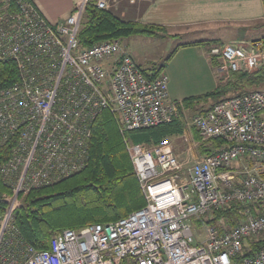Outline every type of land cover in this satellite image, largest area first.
I'll return each mask as SVG.
<instances>
[{"label": "built area", "instance_id": "obj_1", "mask_svg": "<svg viewBox=\"0 0 264 264\" xmlns=\"http://www.w3.org/2000/svg\"><path fill=\"white\" fill-rule=\"evenodd\" d=\"M90 0L51 25L31 0H0V62H13L18 81L0 90V165L7 196L0 214V264H264V90L220 100L190 122L187 157L165 138L127 153L144 206L126 217L55 234L49 249L26 242L14 223L21 196L81 171L89 159L92 125L109 111L120 135L177 119L168 77H146L119 40L80 47L78 34ZM106 9L103 0H95ZM209 61L225 82L234 72L264 75V37L213 45ZM193 131V132H192ZM189 138V139H188ZM222 142L194 159L202 142ZM127 145V144H126ZM240 205L243 217L209 224L214 213ZM205 230L194 242L193 226Z\"/></svg>", "mask_w": 264, "mask_h": 264}, {"label": "trees", "instance_id": "obj_2", "mask_svg": "<svg viewBox=\"0 0 264 264\" xmlns=\"http://www.w3.org/2000/svg\"><path fill=\"white\" fill-rule=\"evenodd\" d=\"M262 5L264 9V0ZM161 31L160 27L122 21L109 11L99 9L95 0H90L78 40L80 47L87 48L102 41H121L132 36L155 37ZM216 44L218 43L215 41H207L184 46L200 45L208 50ZM171 55L166 59L167 62ZM164 67L163 65L142 72L146 77H149V74L154 77ZM17 81L16 65L11 61L0 62V90ZM261 84H264V75L259 71L252 74L234 72L224 85L219 84L213 91L203 95L187 97L182 100V106L187 110L199 109L198 112L201 113L220 100L254 91ZM209 101L213 103L204 108ZM185 120V114L180 111L179 117L170 123L125 132L123 136L136 146L154 145L162 139L181 135L186 127ZM221 144L219 140L202 142L198 153L200 156L211 154ZM11 148V145H7L0 149V165L9 159ZM3 193L8 191L0 176V214L3 210ZM143 206L142 191L126 152L123 137L113 115L104 110L92 125L89 159L84 169L52 185L32 189L21 196V206L15 211L14 223L28 244L37 250H47L51 238L62 230H78L91 224L113 222ZM244 211L245 208L240 205L220 210L215 212L208 223L215 224L220 218H225L234 225L243 217ZM262 245L264 242H251V250L243 252L237 260L252 257Z\"/></svg>", "mask_w": 264, "mask_h": 264}, {"label": "crops", "instance_id": "obj_3", "mask_svg": "<svg viewBox=\"0 0 264 264\" xmlns=\"http://www.w3.org/2000/svg\"><path fill=\"white\" fill-rule=\"evenodd\" d=\"M42 16L51 25H57L64 21L71 13L74 5L79 0H31ZM106 9L112 15L122 21L134 22L141 26L160 27V33L168 34L171 37L181 35V31H198L199 27L214 28L210 35L203 40L188 41L176 46L175 55L179 57L175 74L178 76V85L168 83L169 97L174 101H182L187 97H195L202 89L213 91L218 84L217 76L207 57V49L203 52L202 46H184L186 44L215 41L219 45L236 44L256 40L264 37V9L262 0H103ZM229 25V27H227ZM235 26L232 35L227 31H220L222 28ZM229 35V36H227ZM123 47V46H122ZM125 49V48H124ZM126 50V49H125ZM200 60L203 66L207 67L208 87L205 88L202 82L196 80L186 83L183 81V69H191L199 64L189 58V51ZM127 51V50H126ZM173 51V50H172ZM129 55V51H127ZM197 54V55H195ZM132 56V55H131ZM137 52L132 59H136ZM142 60L141 59V63ZM135 62V60H134ZM136 63V62H135ZM136 65L143 69L140 65ZM154 66V65H153ZM152 66V67H153ZM167 64L166 70L169 69ZM151 69V68H149ZM146 70V71H149ZM165 71V67L163 68ZM172 75V73H171ZM182 79V80H181ZM205 92V93H207ZM204 93V94H205Z\"/></svg>", "mask_w": 264, "mask_h": 264}, {"label": "rangeland", "instance_id": "obj_4", "mask_svg": "<svg viewBox=\"0 0 264 264\" xmlns=\"http://www.w3.org/2000/svg\"><path fill=\"white\" fill-rule=\"evenodd\" d=\"M227 27H229V25ZM234 29H235V26L232 25V27H230V30L225 27V28H222L220 31H227L229 33V35H232V33H233L232 31H234ZM211 31L215 32L214 28L211 29L210 27H199L198 31H181L180 36L177 35L174 37H171L168 34L166 35L164 33L159 32L158 35L155 37L132 36L129 38L122 39L120 41V43L123 46V48H125L127 51H129V53L132 56H134V53L137 52L138 57L134 60L143 69L148 70L149 68H159L160 66L164 65L165 66V73L168 77V83L170 82V77H171L172 82L170 84L176 86V85H178L179 80H178V76L175 74L174 70L176 68V64H177V61L179 60V57L176 56L174 58L175 54L171 55V53L174 51L176 46H178L180 44H183V43L188 42V41L203 40L202 38L210 35ZM229 35H227V36H229ZM216 45H219V44H216ZM200 50L202 51V53H204L203 47ZM195 51H197V50H195ZM195 51L194 50L189 51V52H187L188 53L187 55H189V58L191 60H194L193 64H195L196 62H198L199 64L194 65L195 68L192 67L191 69H189V68L183 69V71H184L183 75H182L183 81H185L188 84L190 82H194L196 80H199L200 82H202V85H204V87L207 88L209 85V83H208L209 81L207 79V67L203 66L202 63H200V60H197V57L191 54V53L194 54ZM170 55H171V58L167 62L166 59ZM195 55H197V54H195ZM141 59L146 60V61H142V63H141ZM216 63L218 64V62H215L214 60L210 61V64L213 67L215 74H216V70L214 69V67H215ZM167 64L170 66H169V69L166 70ZM163 71H164V69H163ZM171 73H172V75H171ZM218 75H219L220 79H218V77H217V79H218L217 86L219 84L224 85L225 83L228 82V81L225 82V80H224L225 74H218ZM206 90L208 91L209 89H202V91H200L199 94H204L205 92H207ZM256 90H264V84L259 85ZM212 103H213L212 101H209L204 106V108L209 107ZM181 104H182V101H181ZM198 110L199 109L187 110L184 108V106L181 107V111L185 114L186 127H185L184 132L181 135L177 136V139L175 141H173V145L176 147V151L179 153L181 158L187 157V148L189 146L187 144V141L183 140L182 136H184L186 134L189 137V135L191 134V132H190L191 129L189 127L190 126L189 124L191 122L192 117L198 113ZM126 144L124 143L125 149H126V146L138 147L136 145H133L129 141H127ZM144 146H149V145H144ZM126 152H127V150H126ZM192 156L194 159L201 157L198 153V149L193 150ZM128 157H129V154H128ZM5 196H7V195L5 193H3L2 198ZM2 204H3V210H2V212H3L4 207H5V204L3 203V201H2ZM20 206H21V201H20ZM193 231H194L193 232L194 242L198 243V244L202 243L206 238L205 230L202 227H199L198 224H196L193 226Z\"/></svg>", "mask_w": 264, "mask_h": 264}]
</instances>
